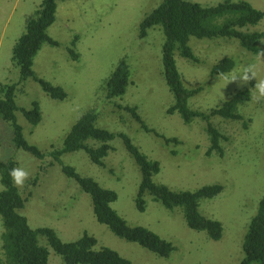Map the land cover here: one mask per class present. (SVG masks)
I'll return each instance as SVG.
<instances>
[{
    "label": "rangeland",
    "instance_id": "rangeland-1",
    "mask_svg": "<svg viewBox=\"0 0 264 264\" xmlns=\"http://www.w3.org/2000/svg\"><path fill=\"white\" fill-rule=\"evenodd\" d=\"M185 1L211 7L226 0ZM229 1H246L264 13V0ZM162 2L59 1L55 21L47 31L58 46L43 45L33 62L37 77L65 91L64 101H54L33 80L21 81L19 70L11 61L13 46L24 33L25 20L35 13L41 0H0V86L17 85L15 103L19 109H30L33 102L39 104L41 122L34 129L20 110L15 116L25 141L45 155L40 161L16 149L10 125L0 122V161L12 159L15 167H23L29 173L22 186L14 185L27 199L19 213L26 218L28 226L34 230L52 229L63 243L74 242L87 233L96 240V249L108 248L132 264H240L244 235L264 195V97L254 99L255 84L264 80V40L260 42L261 54L253 56L232 40L191 38L188 46L198 58V64L175 56L184 87L201 89L188 101L191 109L207 112L238 92L251 93V100L238 107L247 129L241 121L213 118L211 124L228 139L221 144L223 156H206L209 140L204 123L194 120L185 125L178 114H166L174 100L163 77L162 29L148 30L143 39L138 36L140 23ZM251 31L264 33V18ZM69 50L78 54L77 61L70 59ZM223 58L232 59L235 68L227 75L212 76L211 67ZM122 60L129 68L130 84L123 96L106 99L104 84ZM248 65L253 66L254 78L246 82L232 79ZM126 108H136L145 126L156 135L144 133ZM90 111L98 117V128L116 136L110 142L112 150L104 160L105 167L93 165L83 151L61 156V164L114 191L117 200L112 204L113 210L128 225L146 228L169 242L173 251L167 258L121 240L98 224L89 196L63 175L59 164L53 161L51 153L62 148L71 127ZM120 135L128 137L149 160L159 163L160 171L154 176V183L173 191L222 186L216 198L199 203L202 216L221 224L223 232L219 241L190 230L181 209L167 210L150 196L145 197V211L136 210L140 173ZM161 136L180 143H166ZM40 167L46 172L39 173ZM37 174L38 181L33 185ZM2 234L0 217V259ZM38 244L49 252L47 264H63L44 237H38Z\"/></svg>",
    "mask_w": 264,
    "mask_h": 264
},
{
    "label": "trees",
    "instance_id": "trees-1",
    "mask_svg": "<svg viewBox=\"0 0 264 264\" xmlns=\"http://www.w3.org/2000/svg\"><path fill=\"white\" fill-rule=\"evenodd\" d=\"M64 0H41L38 9L27 17L23 35L13 46L11 61L18 68L20 80L31 79L40 85L46 96L54 101H64L67 97L65 91L59 86L37 77L33 71V62L43 45L57 47L58 43L51 39L48 28L55 21L57 3ZM264 18V13L253 8L246 1L232 2L229 0L215 6L203 7L197 3L185 0H163L139 25V38L147 36L148 30L160 27L164 34L162 47L163 77L166 86L173 97V104L167 109L166 114H178L185 125H190L194 120L204 123V132L209 140L206 156L218 154L223 156L222 143L227 141L217 128L211 124L213 118L227 121H241L245 129L247 124L238 113V107L251 100V93L244 90L236 93L221 106L200 112L191 109L188 101L196 96L201 89H187L184 87L179 73L175 56L192 63L198 64V58L188 46L189 40H232L247 53L258 56L262 52L260 42L264 40V33L251 31ZM72 46H75V42ZM70 59L77 61L79 56L69 50ZM235 68V62L230 58L219 60L210 69L212 76H224ZM129 68L124 60L120 61L104 86L106 99L119 98L124 95L130 84ZM17 85L0 86V122L10 125L13 131V144L16 149H21L36 159L42 161L45 155L35 146L29 145L22 135V128L17 124L16 112L20 110L22 116L31 129L41 122L39 104L33 102L30 109H19L15 103ZM133 119L146 134L156 133L148 129L136 108H126ZM97 115L93 111L82 115L71 127L63 140L61 149L51 153L53 161L61 167V172L73 180L79 189L87 194L92 205V214L96 222L105 226L114 236L128 243H134L147 251L167 258L173 251L172 245L139 226H130L113 210L112 204L117 200L114 191L102 188L96 181L89 177L79 175L73 167L61 164L60 158L65 154L83 151L89 161L104 168V160L111 152L110 142L116 137L105 129L96 126ZM125 150L134 161L140 173V182L135 197V208L144 212L146 207L145 197L150 196L154 202L167 210L179 208L182 210L184 222L190 230L203 232L208 239L219 241L222 237V226L218 221L206 218L199 213L201 200H212L223 190L221 185L204 186L196 191H173L164 185L153 181L160 171L159 163L149 160L146 155L134 146L130 139L120 135ZM161 138L166 143L179 144L177 139ZM15 162L10 159L0 161V217L2 220V258L0 264H47L49 252L38 244V237H44L48 247L59 256L63 264H132L108 248L96 249L97 242L94 237L84 233L74 242L63 243L52 229H31L25 217L19 212L24 208L26 198H23L14 186L9 170L15 167ZM43 168H39L41 173ZM39 174L30 183L36 185ZM30 194H28L29 196ZM243 259L240 264H264V195L259 203L257 214L252 218L242 242Z\"/></svg>",
    "mask_w": 264,
    "mask_h": 264
},
{
    "label": "clouds",
    "instance_id": "clouds-1",
    "mask_svg": "<svg viewBox=\"0 0 264 264\" xmlns=\"http://www.w3.org/2000/svg\"><path fill=\"white\" fill-rule=\"evenodd\" d=\"M239 73H240L239 76L233 75L232 79L233 80L240 79L246 82L249 79L255 77V72L253 70L252 65H248L240 69ZM254 88L256 92L254 99H259L261 97H264V80H260L258 83H256ZM9 176L11 177L13 184L15 186H22L25 183V181L28 179L29 173L23 167H13L9 170Z\"/></svg>",
    "mask_w": 264,
    "mask_h": 264
}]
</instances>
